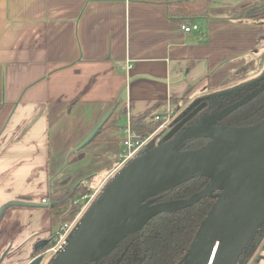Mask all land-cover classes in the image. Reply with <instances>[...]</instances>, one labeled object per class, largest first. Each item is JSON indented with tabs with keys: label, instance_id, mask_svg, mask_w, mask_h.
<instances>
[{
	"label": "crops",
	"instance_id": "crops-1",
	"mask_svg": "<svg viewBox=\"0 0 264 264\" xmlns=\"http://www.w3.org/2000/svg\"><path fill=\"white\" fill-rule=\"evenodd\" d=\"M242 1L212 0L210 7ZM199 25L200 32L185 33L169 19L167 0H0V207L24 199L6 188L41 173L28 202H51L61 177L90 188V178L79 177L83 168L108 162L113 169L94 190L100 194L121 171V143L92 142L82 161L60 169L119 99L132 117L164 115L168 100L188 90L204 95L264 57V21L210 18ZM52 210L6 212L1 264L28 262L31 239L50 230ZM252 262L264 264V236Z\"/></svg>",
	"mask_w": 264,
	"mask_h": 264
},
{
	"label": "water",
	"instance_id": "water-1",
	"mask_svg": "<svg viewBox=\"0 0 264 264\" xmlns=\"http://www.w3.org/2000/svg\"><path fill=\"white\" fill-rule=\"evenodd\" d=\"M130 83V82H129ZM264 92L261 86L218 114L184 128L208 103L187 112L176 126L149 150L124 167L97 195L66 249L52 264H95L154 218L193 207L206 198L215 204L201 223L183 264H238L245 250L264 228V119L247 127L218 123ZM197 105V104H196ZM115 107L97 124L75 151L89 146L112 117ZM192 139L207 143L182 150ZM68 166L66 161L62 171ZM209 184L193 196L150 204L161 194L194 179ZM54 203L9 201L0 207V225L11 208H52ZM2 255L0 264L7 256ZM36 260L32 264H39Z\"/></svg>",
	"mask_w": 264,
	"mask_h": 264
},
{
	"label": "trees",
	"instance_id": "trees-1",
	"mask_svg": "<svg viewBox=\"0 0 264 264\" xmlns=\"http://www.w3.org/2000/svg\"><path fill=\"white\" fill-rule=\"evenodd\" d=\"M210 1L211 0H167L169 19L182 27H191L194 24H198L210 18L264 21V0H243L234 7L221 9L210 7ZM263 59L264 57H260L259 61H252L249 65L237 71L235 75L227 79L220 86L226 87L239 83L248 76L260 72L263 68ZM191 92L192 91L188 90L182 99H187ZM120 104L121 101L119 99L112 117L103 126L101 132L93 142H119L121 144L124 142L122 132L125 129V125H121L120 121L126 115V107ZM178 108L177 106L173 108V112L175 113L178 111ZM153 118L154 115L150 113L132 117V129L141 137H149L161 125L160 122L155 121ZM263 119L264 93L250 105L245 106L239 112L220 121L218 125L247 127ZM206 143L207 140L204 139H192L184 142L181 145V149H197L204 146ZM84 158V149L71 152L67 159L68 165L80 162ZM69 183L70 180L65 179V181L53 184L51 187L52 192L50 201L54 203L52 207L51 228H57L58 225L74 220L84 208V202H82L81 199L85 196H92L95 194V191L84 183H79L74 186H69ZM208 184V179H194L152 199L150 204L157 203L161 200L176 201L187 199L202 191ZM214 204L215 199L206 198L186 210L177 213L161 214L149 222L141 233L130 237L111 255L96 264H115L123 255L126 248H128L127 254L143 255V264H183V260L201 223ZM263 232L264 228L258 233L252 245L262 240ZM250 246L245 250L238 264H255L249 263L251 257Z\"/></svg>",
	"mask_w": 264,
	"mask_h": 264
},
{
	"label": "rangeland",
	"instance_id": "rangeland-1",
	"mask_svg": "<svg viewBox=\"0 0 264 264\" xmlns=\"http://www.w3.org/2000/svg\"><path fill=\"white\" fill-rule=\"evenodd\" d=\"M256 74H252L253 77L248 76L243 81H241L242 83H240V84L236 83V84H232V85L226 86V87L219 86V87H215V88H212V89H208L207 92L204 93V95H202L203 93L201 91L198 92L196 90V91H192L191 94L188 96L187 99H178V100H175L173 102V104H171L172 111H173V108H175L176 106L179 107V108H178V111H176L175 113L173 112L174 115L171 118V123H173L176 120H178L179 118H181L183 115H185L187 112H189L192 107H194L196 104L200 103L201 101H214V100H218V98H223V97L231 96V95L235 94L236 92H238L240 90H241L242 93L243 92L246 93L247 90L250 87H252L253 85H256L257 83H260V81L263 80V78H264V71L262 73H260V74H259V72L256 73ZM198 95H199V97H197ZM164 114H166V108H165V113ZM155 116L156 115H154V118H153L154 120H155ZM125 117H126V115H125ZM125 117H123L121 119V121H120L121 122L120 123L121 125H123V124L125 125ZM202 118H206V117L205 116L204 117L202 116V117L198 118L197 121L201 120ZM170 127H172V125H170L168 128L162 130L159 133H157V130H158L157 129L156 131H154L153 134H151L149 136V137H152V139L150 141V147H151V149H153V148H155V147L158 146V144L160 143V141L165 137V135L168 132V130H169ZM122 136H123V138L125 137L124 130L122 132ZM87 147H90V146H87ZM74 164L75 163H72V164L66 166L65 169H64V171L66 169H69ZM108 164L109 163L106 162V163H102L100 165H97V164L87 165L86 167L83 168L81 174H79V177H80V179H83L84 177H89L90 179L88 180V185L90 186L91 189L95 190V189H97V187L99 186V184H101L103 182V180L109 175V173L113 169V167H109ZM64 165H63V167H64ZM63 167L60 169V172L62 171ZM39 178L43 179V174L42 173L39 174V175H37L35 178H33V177L32 178H29L28 179L29 182L26 181V183L23 184V186H21V187L16 186L15 189L9 187V188H6V191H16V192H19V196H21L24 199H27L26 193L35 190V188L32 187V186H33V183L36 182L35 180L36 179L38 180ZM63 179H67V177H61V178H59V180H63ZM46 181H47L48 188H50L51 181H50L49 177H48V180H46ZM54 181H55V179H54ZM56 182H57V180L55 181V183ZM76 183H82V182H80V181H78V182L76 181L75 182L74 181L73 183L71 182L70 185L73 186ZM42 186H43V183H42ZM39 187H40V184L37 183L36 188L39 189ZM45 233L46 232L44 231V233L41 232V233L36 234L35 236H33L32 239H31V247L30 248H32L33 245H35L36 242L41 237H43L45 235ZM262 235L264 236V232H263ZM260 242H261V240L259 242H257L256 244H254V245L251 244V246H250V249H251L250 255H251V257H250L249 263H253L252 262L253 261V253H254L255 248L258 246V244Z\"/></svg>",
	"mask_w": 264,
	"mask_h": 264
},
{
	"label": "built area",
	"instance_id": "built-area-1",
	"mask_svg": "<svg viewBox=\"0 0 264 264\" xmlns=\"http://www.w3.org/2000/svg\"><path fill=\"white\" fill-rule=\"evenodd\" d=\"M182 29L185 33H191L200 32L201 28L198 23L194 24L191 27L183 26ZM131 69V61H127L126 71L129 72ZM171 104V101L168 100L166 104V114L155 116V121L161 123L157 130V133L161 132L162 130L168 128L170 125L173 124L171 123V118L173 117L174 113L172 111ZM124 133V142L121 145V150L119 154V168L121 170L126 167L129 163L151 150L150 141L152 139V137H141L140 135L134 132V130L132 129V116L130 113H128V111L126 114ZM97 195L98 194H94L92 196H85L81 199V201L84 202V208L74 220L64 223L61 226L60 230L55 234V238L53 240L52 245L47 249V257L45 259L44 264H52L53 261L66 249L71 239L75 235L76 231L79 229L83 215L94 203L97 198ZM43 203L46 204L49 202L47 200H44Z\"/></svg>",
	"mask_w": 264,
	"mask_h": 264
},
{
	"label": "flooded vegetation",
	"instance_id": "flooded-vegetation-1",
	"mask_svg": "<svg viewBox=\"0 0 264 264\" xmlns=\"http://www.w3.org/2000/svg\"><path fill=\"white\" fill-rule=\"evenodd\" d=\"M239 86V85H238ZM261 86H264V78L262 81H260V83H257L256 85H253L252 87H250L247 92H241L238 91L235 94L231 95V96H227V97H223V98H218V100H214V101H201L200 103H198L197 105H195L192 110L189 112L191 113L193 110H195L197 107H199L200 105L204 104L205 102L208 103V107H206L203 111H201L194 119H192L190 122H188L184 128L188 127L189 125H191L192 123L196 122L198 120V118L200 117H210L211 115L214 114H218L220 112H222L224 109L228 108L229 106L239 102L240 100L244 99L246 96H248L249 94L253 93L254 91H256L258 88H260ZM264 92H262L261 94H259L258 96H256L252 101H250L247 105H250L253 101H255L256 99H258L259 96H261ZM238 94V95H237ZM245 105V106H247ZM245 106L239 108L236 112H239L240 110H242ZM251 108V106H250ZM234 113H232L231 115H233ZM231 115H229L228 117H230ZM226 117V118H228ZM225 118V119H226ZM224 120V119H223ZM176 126L175 122H173L172 127L169 128L168 132L169 133L174 127ZM166 133V135H167ZM58 178V177H57ZM61 181H65V179L63 180H59L58 182ZM56 182V183H58ZM55 183V184H56ZM71 184V181L69 183V186ZM20 200H24L27 201L26 199H20ZM183 200V199H182ZM178 201V200H176ZM163 202H171V201H164L161 200L157 203H153V204H159V203H163ZM50 203V202H49ZM46 203V204H49ZM152 204V203H151ZM183 211V210H182ZM180 212V211H179ZM177 213V212H176ZM155 219V218H154ZM63 225V224H62ZM62 225H58L57 228H50V230L45 233V235L43 237H41L35 245H33V247L31 248V252L29 254V260L26 264H32L34 261L39 260L40 263L39 264H44L45 259L47 257L46 252L47 249L52 245L53 240L55 238V234L60 230ZM148 225V224H147ZM146 225V226H147ZM145 226V227H146ZM144 227V228H145ZM143 228V230H144ZM142 230V231H143ZM142 231L138 232L137 234L141 233ZM137 234L131 235L128 238H126L121 244H123L126 240H128L130 237L135 236ZM120 244V245H121ZM119 245V246H120ZM118 246V247H119ZM118 247L114 250L116 251L118 249ZM127 250L128 248L125 249V252L123 253V255L115 262V264H143L144 262V256L143 255H138V254H127ZM113 251V252H114ZM112 252V253H113ZM111 253V254H112ZM110 254V255H111ZM127 254V255H126ZM109 256V255H108ZM107 256V257H108ZM106 258V257H105ZM104 258V259H105ZM103 260V259H102ZM100 262V261H99ZM96 264V263H95Z\"/></svg>",
	"mask_w": 264,
	"mask_h": 264
}]
</instances>
